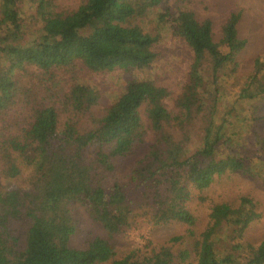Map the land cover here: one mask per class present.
I'll return each instance as SVG.
<instances>
[{
  "label": "trees",
  "instance_id": "obj_1",
  "mask_svg": "<svg viewBox=\"0 0 264 264\" xmlns=\"http://www.w3.org/2000/svg\"><path fill=\"white\" fill-rule=\"evenodd\" d=\"M22 1L1 0L0 264L186 260L188 251L176 256L169 248L151 249L150 242L146 250L119 257L113 239L146 221L193 226L195 218L186 207L193 188L202 191L226 173L263 177L253 160L224 152L233 149L228 126L245 121L242 110L234 116L235 108L225 105L222 83L216 86L245 46L246 41L238 37L240 15L232 14L227 20L220 43L213 39L210 20L200 22L189 11L177 16L174 28L193 53L188 79L178 96V112L165 106L169 92L141 80L131 82L98 117L94 109L100 95L84 82V70L78 66L89 73L151 67L157 58L156 38L131 22L169 0H87L67 15L49 12L46 0H33L44 27L40 41L29 46ZM31 68L36 70L29 73ZM260 72L257 67L238 102L264 97ZM205 79L211 80L208 85ZM143 114L155 141L131 176L117 179L113 160L134 155L145 142ZM61 116L67 118L62 127ZM194 141L199 144L192 152L189 145ZM28 169L32 173L27 178ZM10 179L23 181V186L6 187L4 181ZM73 203L81 204L107 235L84 250L70 246L78 230L71 214ZM259 216L251 199H245L238 210L226 204L213 207L208 227L197 237V264H264V241L258 247L243 242L245 230ZM16 221L31 222L24 249L14 229ZM228 228L233 232L227 237L236 236L238 242L235 253L224 254L217 241ZM243 254L248 255L244 262Z\"/></svg>",
  "mask_w": 264,
  "mask_h": 264
},
{
  "label": "rangeland",
  "instance_id": "obj_2",
  "mask_svg": "<svg viewBox=\"0 0 264 264\" xmlns=\"http://www.w3.org/2000/svg\"><path fill=\"white\" fill-rule=\"evenodd\" d=\"M50 2L48 11L55 14H73L87 0H46ZM24 22L27 25L28 34L25 44L39 42L43 35L44 24L37 13V5L33 0L21 2ZM193 12L200 22L210 20L212 22L213 39L220 43L223 36V26L232 14L240 15L238 23V37L245 40L244 48L236 55L235 62L228 65L221 80L220 89L224 93L225 105L235 108V114L242 110L240 117L244 122L229 125L227 135L233 139V149L225 148L226 153H239L253 160L259 175L264 174V97L251 101L238 102V95L245 89L246 83L255 77L257 67L260 68L259 79L264 83V0H169L161 6H156L146 13V17L133 19L132 25H137L150 36L156 38L154 51L157 54L156 61L151 67L140 71L126 72L116 69L110 72L89 73L83 66L81 77L86 84L93 86L100 95V104L94 109L98 117H103L107 109L116 102L126 91L128 85L134 81L148 80L156 86L170 93L165 98V106L169 111L178 112V96L184 89L188 79L190 68L193 63V53L186 42L178 36L174 26L175 20L181 12ZM0 22L1 17L0 0ZM4 34L3 26L0 29V37ZM258 64V66H257ZM36 69H29V73ZM23 73L20 71L18 74ZM206 75L209 68L205 69ZM205 77V76H203ZM206 80V79H205ZM211 81V80H210ZM205 81V85L210 83ZM66 116L60 117L59 126L66 122ZM143 123L147 136L141 149L132 156L119 157L113 160L117 179L129 178L136 163L146 157L155 139L152 131L147 127L148 118L143 114ZM199 144L198 141L189 145L194 152ZM107 152L110 149L105 147ZM232 151V152H230ZM32 170H26L25 176L31 174ZM27 175V178H28ZM26 178V180H27ZM9 187H21L23 181L10 179L4 181ZM192 196L186 207L195 218V224L189 226L185 223L174 222L168 224H134L122 234L114 237L113 241L118 248V256L123 257L133 250H146L145 245L150 242L151 249L169 248L176 256L183 251L189 252L186 260L177 259L172 264H197V238L208 227L212 208L217 205H230L233 209L242 208L245 199H251L256 205L259 218L247 227L243 234V242L253 247H258L264 241V175L251 176L241 172L226 173L216 177L214 182L206 189L199 191L191 190ZM73 219L78 225V230L70 240V246L78 250L88 248L89 244L97 237H106L105 230L95 222L87 211L79 203L70 205ZM143 220V219H142ZM141 220V222H142ZM31 227L30 221L14 223V229L22 237L21 249L26 246V235ZM228 228L217 241L218 247L224 254L235 253L233 247L238 240ZM197 238V239H196ZM244 257V258H243ZM248 255H241L244 262Z\"/></svg>",
  "mask_w": 264,
  "mask_h": 264
}]
</instances>
